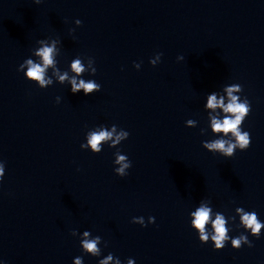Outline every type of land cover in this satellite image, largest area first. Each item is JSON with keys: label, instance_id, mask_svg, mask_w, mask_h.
<instances>
[{"label": "clouds", "instance_id": "obj_1", "mask_svg": "<svg viewBox=\"0 0 264 264\" xmlns=\"http://www.w3.org/2000/svg\"><path fill=\"white\" fill-rule=\"evenodd\" d=\"M39 2V0H37ZM77 24H81L80 20H76ZM53 52L54 45L52 47H42L36 53L42 59V65L40 63H34L33 60L28 59L25 63L28 65L26 78L29 80H34L38 82V85L43 88L44 86L50 84L51 79H45V72L49 66L54 64L53 60ZM161 54L156 55L155 60H150L152 65H156L157 61L160 60ZM182 59L183 57H178ZM24 64L20 65V68H23ZM72 70L79 74L84 71V66L82 65L79 59H76L71 64ZM58 74V70H54ZM95 71V70H94ZM67 79V73L63 75H59V80L63 82ZM72 83V91L78 92L83 89L85 94L91 93L94 90H100L101 86L95 82H87L84 80H80L79 83L76 82V79L73 78L71 80ZM227 95L230 98L229 103L227 105L224 104L223 98L217 99L215 93L209 95L207 97V108L216 109L217 107H221L225 114L224 118L218 119L216 117L212 118V130L216 133H224L227 135L231 133L235 137V142L233 141H225L223 139H218L213 142H204V147L211 150H218L222 152L227 157H232L234 149L239 147L240 150H246L250 146V134L247 131H243L240 125L244 122L245 118L249 115L251 111L250 103L247 98L241 100L238 96L234 95L235 92H241L242 86L239 84H233L226 88ZM194 122L192 120L188 121L189 125H192ZM115 131V127H113V132ZM113 132L109 131H100L98 133H92L89 136L88 143L90 144L92 150L94 152H100V143L107 139H110L113 135ZM128 132H121L113 141V143H118L120 139L124 137H128ZM125 155H118L117 163L121 164V167L116 170L119 173V176H126L127 173L125 169L131 167V162L126 161ZM4 176V167L0 165V180H2ZM236 211L241 213V223L247 228L251 230V234L257 238L260 236V229L264 227L257 219V214L255 211L245 212L243 208H237ZM212 209L208 206L201 205L194 213H192L194 219L192 220V226L199 232V240L201 243H208L209 241V233L206 229V225L210 221V213ZM133 223H138L142 226H146L143 218H134ZM149 223H154V217H149ZM226 220L222 214L217 213L214 220H211L212 229L214 230V234L211 235V240L214 242L215 250H222L225 247V241L231 239V246L234 249H239L242 246V243L248 244L250 247L252 246L251 241L248 240L246 235L241 234L236 238H230L227 233L228 229L225 226ZM72 235H75V231L72 232ZM85 239L81 241L82 250L86 254H91L92 256H100V249L98 248V243L101 240V237L96 236L93 239H88L89 232H84ZM113 260V255L110 253L106 256V258L101 259L99 264H109L110 261ZM74 264H83L82 257H76ZM116 264H120V260H116ZM128 264H133V260H129Z\"/></svg>", "mask_w": 264, "mask_h": 264}]
</instances>
